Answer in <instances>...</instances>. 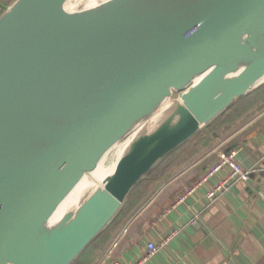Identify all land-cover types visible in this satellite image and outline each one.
<instances>
[{"label":"water","instance_id":"obj_1","mask_svg":"<svg viewBox=\"0 0 264 264\" xmlns=\"http://www.w3.org/2000/svg\"><path fill=\"white\" fill-rule=\"evenodd\" d=\"M262 83L264 0H13L0 264H71L162 159Z\"/></svg>","mask_w":264,"mask_h":264},{"label":"crops","instance_id":"obj_2","mask_svg":"<svg viewBox=\"0 0 264 264\" xmlns=\"http://www.w3.org/2000/svg\"><path fill=\"white\" fill-rule=\"evenodd\" d=\"M12 1L0 0V13ZM257 87L264 94V83ZM235 138L231 149H238L237 159L249 178L208 204L205 190L225 173L218 172L163 213L172 198L217 157L220 146ZM159 184L93 264H103L109 257L134 264L145 255L149 241L157 250L140 264H264V202L260 198L264 193V105L218 146Z\"/></svg>","mask_w":264,"mask_h":264},{"label":"trees","instance_id":"obj_3","mask_svg":"<svg viewBox=\"0 0 264 264\" xmlns=\"http://www.w3.org/2000/svg\"><path fill=\"white\" fill-rule=\"evenodd\" d=\"M258 91L259 87H256L248 94L235 100L224 112L162 159L144 179L135 185L113 221L71 264L95 263L107 250L128 219L154 192L157 184L164 183L187 165L218 146L223 138L260 110L264 105V94L260 95ZM235 143L236 138L224 143L220 146L218 153L231 149ZM112 261V257H109L103 264H111Z\"/></svg>","mask_w":264,"mask_h":264},{"label":"built area","instance_id":"obj_4","mask_svg":"<svg viewBox=\"0 0 264 264\" xmlns=\"http://www.w3.org/2000/svg\"><path fill=\"white\" fill-rule=\"evenodd\" d=\"M237 148H232L227 151H221L217 157L207 166V168L192 182L188 183L183 189L177 193L168 206L163 210L167 213L175 208L179 203L183 202L187 196L192 194L200 186L208 182L216 173L225 171L224 175L205 190L206 203H212L218 199L223 191L231 185L246 181L249 178V171L245 169L237 159ZM260 198L264 202V193H260ZM145 255L137 260L134 264H140L149 258L157 250V245L153 241L146 244ZM111 264H123L119 260L112 261Z\"/></svg>","mask_w":264,"mask_h":264},{"label":"bare ground","instance_id":"obj_5","mask_svg":"<svg viewBox=\"0 0 264 264\" xmlns=\"http://www.w3.org/2000/svg\"><path fill=\"white\" fill-rule=\"evenodd\" d=\"M99 169H100V168H99ZM99 169H97L96 172H95L94 174H97V175H98V173L100 172ZM87 181L89 182V180H87ZM88 182H86V180H85L84 183H83V185L80 186V188H79V190L77 191V193H79L83 188H84V189L87 188L86 186H87V183H88Z\"/></svg>","mask_w":264,"mask_h":264}]
</instances>
